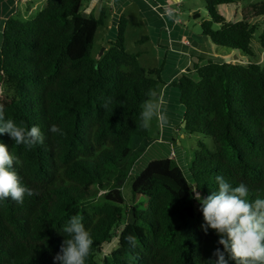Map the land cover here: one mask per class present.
<instances>
[{"label": "trees", "instance_id": "trees-1", "mask_svg": "<svg viewBox=\"0 0 264 264\" xmlns=\"http://www.w3.org/2000/svg\"><path fill=\"white\" fill-rule=\"evenodd\" d=\"M205 1L210 19L202 20V33L253 56L252 17L233 21L219 11L234 0ZM255 7L264 14V2ZM104 17L85 14L83 0H47L36 14L6 21L0 106L18 126H38L44 140L29 149L0 135L34 193L23 203L0 201V264H55L73 215L93 240L85 264H210L223 246L215 230L201 229L192 189L207 197L221 175L233 186L245 183L249 200L264 198V64L207 58L194 64L195 76L173 79L185 109L183 133L198 139L192 164L187 173L176 158L153 157L134 177L156 139L140 112L165 81L161 68H145L129 52L125 15L103 55H94ZM52 125L61 132H50ZM132 177L129 203L124 186Z\"/></svg>", "mask_w": 264, "mask_h": 264}, {"label": "clouds", "instance_id": "clouds-1", "mask_svg": "<svg viewBox=\"0 0 264 264\" xmlns=\"http://www.w3.org/2000/svg\"><path fill=\"white\" fill-rule=\"evenodd\" d=\"M173 1L180 4L182 0ZM170 4H167V9L172 8L171 13H176V8ZM163 14L169 15L166 12ZM149 95L154 97L155 93ZM162 111L161 101L146 100L140 112L142 126L149 128L154 118L163 123ZM49 131L60 133L61 129L52 125ZM2 134H8L16 145H24L29 149L44 140L38 126L30 129L18 126L14 120L5 118L4 108L0 106V135ZM18 164L19 157L12 154L7 145L0 143V201L10 197L13 201L23 203L25 195L34 194L21 182L16 171ZM215 179L217 188L207 197H202L196 191L197 188L192 189V196L199 202V210L203 216L201 229L205 234L209 229L215 230L217 243L223 246V250L217 247L213 252L215 259L208 261L210 264H230V261H235L236 264H264V198L249 200L250 190L245 183L233 186L221 175ZM63 233L65 239L53 258L55 264H85L93 240L81 218L71 216L63 226Z\"/></svg>", "mask_w": 264, "mask_h": 264}, {"label": "rangeland", "instance_id": "rangeland-1", "mask_svg": "<svg viewBox=\"0 0 264 264\" xmlns=\"http://www.w3.org/2000/svg\"><path fill=\"white\" fill-rule=\"evenodd\" d=\"M170 5L173 8H176L177 13L176 16L180 18V20L177 19V21H180V26L186 28L189 32L193 34H201L202 33V26L201 22L203 19H210V15L208 13V10L206 8V1L205 0H182L179 3L174 2L173 0H169ZM264 2V0H234V2L231 3H223L222 5V11L226 14V16L232 20H240L243 19L244 15H249L252 17L251 21L256 24V31L254 34V37L252 39L251 47L254 51L253 56H249L246 54L241 53V51H236L232 55L235 54L239 55L238 60H233V62L247 64L248 59H257L262 64H264V44L262 42V38L264 36V14L258 15L256 13V5L261 4ZM140 2H133L131 4H126L124 6V14L127 20V32H126V44L129 52L137 53L139 62L142 66L145 68H161L164 72L162 73V77L166 78L169 77L171 72L173 70L179 68H175L177 65V61L173 56L171 55V51L169 48L168 42H164L162 36L164 35V32H166V29L169 31V29H173V36H177V32L181 31L178 27L173 28L170 27L172 25V21L168 20V24H164V21L158 19V17H154L155 14L153 13H147L143 12L142 5ZM109 5V4H108ZM156 8H161L160 4H155ZM164 10L163 12H166L167 14V4L163 6ZM39 9L36 10V12ZM113 7L106 6L104 8V11L102 14H105L104 22L99 26L94 47H93V53L94 55L98 56L99 52L101 51V48L103 46H109L110 42L113 40L110 39V28L109 24L114 19V13H113ZM150 11V10H148ZM194 13H199L200 17H195ZM175 13H171L169 15H173ZM100 14H96V17H100ZM118 18L115 19V27L113 28L114 37L117 36V26L119 22ZM151 23H156L157 27H161L162 33L161 37H157L156 34L152 31ZM187 31V33H188ZM189 36V33L187 34ZM171 45V44H170ZM171 47V46H170ZM174 49L176 46H173ZM214 49L216 50H230L228 47L214 45ZM169 50V54H166V51ZM212 53L214 55L216 60L223 61L226 58L224 57V54L217 52ZM211 55V54H210ZM201 55H199V60L197 63H204L207 61V58L205 56H202L204 59H200ZM175 68V69H174ZM179 70V69H178ZM177 70V71H178ZM176 71V72H177ZM195 69H194V63H191L189 67H185L183 70H181L180 74L176 75L175 77L181 76L183 73H187L190 75L195 76ZM175 79V78H174ZM163 86V85H162ZM162 86L160 87L159 93H157L152 99H155L157 101H161L159 96L161 95ZM168 89H172L174 92L172 93V101L175 102L178 106L182 107L184 109L183 104L179 100V90L175 85H169ZM178 111H180V108H177ZM185 110L180 111L181 114H183ZM174 116V115H173ZM166 121H169L171 123H174V117H168L166 118ZM165 121V122H166ZM183 117L180 122V125H173V124H167V123H161L159 119H153L151 122L150 130L153 137H156L153 145L149 149V151L141 157L137 164L135 165V168L133 170V175L138 173L139 170H141L149 159L153 157H172L176 158L179 163L184 167L185 171L188 173L189 164H192V157L191 155L195 151V149L198 147V139L194 135H185L183 133ZM171 125V126H167ZM208 145L212 148L214 146V142L211 137L205 138ZM188 151V152H187ZM132 181L133 177L129 178L124 186V192L126 195V198L128 201L131 199L132 194ZM131 203V201H129ZM131 218V216H128ZM116 241V240H115ZM115 242L106 244L104 248V252H110L114 246Z\"/></svg>", "mask_w": 264, "mask_h": 264}, {"label": "crops", "instance_id": "crops-1", "mask_svg": "<svg viewBox=\"0 0 264 264\" xmlns=\"http://www.w3.org/2000/svg\"><path fill=\"white\" fill-rule=\"evenodd\" d=\"M140 2L142 5V10L147 13H153L155 14L154 17H158V19L164 21V24H168V20L172 21L173 28H179L181 31L177 32V36H173V29H169V31L166 29V32H164V35L162 36L163 41L170 43L169 48L171 51V55L173 56V59L175 58L176 61L178 62L177 65L175 66V70L171 72L169 77L164 78L165 83L162 86V93L159 96L161 102L163 103V111L161 114V118L163 119V123L167 124H173V125H180V122L182 120V117L184 115L180 113V111L185 110L182 109V107L178 106L175 104L174 101H172V93L174 92L172 89H168L169 85H171V81L175 78V76L180 74L181 70H183L185 67H189L191 63H197L199 60V55L200 57L203 58L202 56H205L206 58H213L212 53L214 52H220L224 54V57L226 58L228 55H232L234 52L237 50H216L213 48L214 44L210 41V39L204 35L203 33L201 34H193L189 32L186 28L180 26V20L179 17L176 16V13L173 15H165L163 14V6L170 3L169 0H83V7H84V12L87 15L93 14H102L104 8L108 6L113 7V13H114V19L109 24L110 28V35L113 40L115 39L113 28L115 27V19L117 20L118 18L121 19V17L124 14V6L126 4H131L135 2ZM47 3V0H0V46L3 42V33H4V28L6 25L7 19L11 15L19 14L22 17H29L33 14H36L40 9H42ZM160 4V9L155 7V4ZM109 4V5H108ZM222 7L224 6L220 4L218 6L219 11L226 16L225 13L221 10ZM39 9L37 12L36 10ZM150 10V11H148ZM99 15V16H100ZM227 17V16H226ZM228 18V17H227ZM119 19V22H120ZM229 20H232L228 18ZM252 19V18H251ZM236 21V20H233ZM118 22V24H119ZM117 30H118V25ZM151 28L154 34H156L157 37H161L162 30L161 27H157L156 23H151ZM189 33V36L187 35ZM108 45V44H107ZM106 45V47H107ZM171 46V47H170ZM173 46H176L175 49ZM238 52V51H237ZM215 53V55H216ZM166 54H169V50L166 51ZM211 54V55H210ZM204 57V58H205ZM214 59H216L214 57ZM179 65V66H178ZM179 69V70H178ZM178 70V71H177ZM177 71V72H176ZM164 71L162 70V73ZM179 100H180V92H179ZM184 107V105H183ZM177 108H180L181 110L178 111ZM174 115V116H173ZM168 117H174V123H171L169 121H166V118ZM166 121V122H165ZM171 126V125H167Z\"/></svg>", "mask_w": 264, "mask_h": 264}, {"label": "water", "instance_id": "water-1", "mask_svg": "<svg viewBox=\"0 0 264 264\" xmlns=\"http://www.w3.org/2000/svg\"><path fill=\"white\" fill-rule=\"evenodd\" d=\"M105 50H106V46H103L102 48H101V51L99 52V54H98V58H100L102 55H103V53L105 52ZM239 59V55L238 54H235L234 56L233 55H228L227 57H226V61L227 62H230V61H232V60H238Z\"/></svg>", "mask_w": 264, "mask_h": 264}, {"label": "built area", "instance_id": "built-area-1", "mask_svg": "<svg viewBox=\"0 0 264 264\" xmlns=\"http://www.w3.org/2000/svg\"><path fill=\"white\" fill-rule=\"evenodd\" d=\"M167 11H168V13H171V12H173V9L172 8H168Z\"/></svg>", "mask_w": 264, "mask_h": 264}]
</instances>
